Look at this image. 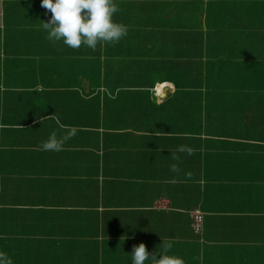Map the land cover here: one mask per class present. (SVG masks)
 Segmentation results:
<instances>
[{"label":"crops","instance_id":"obj_1","mask_svg":"<svg viewBox=\"0 0 264 264\" xmlns=\"http://www.w3.org/2000/svg\"><path fill=\"white\" fill-rule=\"evenodd\" d=\"M22 2L0 0V264H23L31 252L40 258L49 238L71 247L65 264H131L134 245L143 242L153 254L166 241L172 242L169 254L189 264L193 210L202 214L201 232L194 238L204 246L200 264L209 256L217 257L216 264H264V76L245 70L262 69L261 63L247 65L233 56V70L226 75L237 83L232 91L205 88L207 99L203 107H193L192 115L180 98L184 113L176 109L178 123L166 129L159 109L180 89L175 83L156 82L149 95L145 87L110 89L89 80L103 79L105 72L129 80L143 68L137 45L143 51L147 42L154 46L160 28L171 47L191 28L201 30L200 36L185 33L186 39L202 42L201 53L207 41L220 44L222 35L234 32L220 31L223 17L213 14L219 2L198 3L197 13L212 12V25L205 15L190 26L188 10L175 7L195 0H114L113 19L135 24L141 42L98 44L87 56L46 38L42 25L51 12L41 0L27 5L29 10ZM5 10L8 19L2 20ZM164 11L171 16L165 18ZM232 21L228 28H242ZM105 45L127 56L107 64ZM248 54L254 62L253 51ZM121 89L131 97L119 95ZM117 98L140 105L132 113H114ZM242 102L248 104L240 107ZM231 109L237 111L230 114ZM51 133L68 137L60 151L41 148ZM49 259L56 264L62 256Z\"/></svg>","mask_w":264,"mask_h":264},{"label":"rangeland","instance_id":"obj_2","mask_svg":"<svg viewBox=\"0 0 264 264\" xmlns=\"http://www.w3.org/2000/svg\"><path fill=\"white\" fill-rule=\"evenodd\" d=\"M33 0H23L22 4H20L21 7H25L27 5H33ZM203 0H190V2H193V4H196V7L194 8L192 5H189L187 7L182 6H176L175 11L179 10H188L187 14H184L188 16L191 19H188L190 22L188 25H196L197 22H200V16L205 17L206 15V22L208 23L207 26L212 25L208 18L210 15H212V12L210 13L209 10H207L206 14L205 12L203 14L197 13V9H201V5L198 4ZM219 3L217 7H213V14L217 18H222L220 24V31L227 32L235 31L237 29L228 28L227 24L230 20H233L231 24L234 25H242V28L238 29L239 36H236L234 33L231 35H222V42L218 45L210 44L208 41L204 43V53H201V44L202 42H198L196 44H188L189 41L187 40L186 36L188 35L191 38H199L201 30L198 29H188L184 30V34L178 39L179 45L176 46H169L167 42H165V29H159L157 33L154 35V42L156 43L154 46L149 45V42H147L144 45V48L148 51H143L141 48V45H137L141 42L139 38H141L139 30L136 29V25H131L129 22H126L122 19V23L127 26V35L122 37L118 42L115 44H130L135 43L137 49L139 52L142 53L141 55H137L140 59H143V68L140 69L135 75H133L129 80L127 81H121L119 79H116L112 77V75H108L109 72H105V78L101 77H95L94 80H90L91 84L94 82L95 87L99 85H103L105 87H110V89L117 87H145L148 94H153V88L150 90V87H154L156 82L160 81H166L167 83H175L178 88L172 92V94L169 95L170 102L167 101L162 109H159V112H162V119L161 123L165 124L164 128H170L174 126V124L178 123L179 118H177L176 115V109L178 110V115L181 116L180 112V98H182V101L184 102V105L188 107V109H191V113H193V107L202 106L203 103L206 101V96L203 93V90L206 88L207 90H215V91H232L233 85L237 84L235 81L230 80V78H227L226 75L230 72H232L234 65L232 64L233 56H237L240 49H238L237 44L235 46H232L233 42H247L246 45L249 47V51H253L254 58L256 59L254 62L249 61V56H243L242 54L240 56V61L247 63L244 64H253L256 65L257 62L261 63L262 69L256 70L249 66V69L246 68L245 70L250 72H255L257 75H263L264 76V0H249L247 6L245 5L247 3L246 0H227L226 7H223V3L221 4L222 0H217ZM246 2V3H245ZM26 10H29L26 8ZM170 11H173V7H170ZM22 10L18 11L17 13L21 14ZM16 13V12H15ZM25 13H28L27 11ZM161 13V12H158ZM158 13H155L158 14ZM165 15V18L171 16L170 13H168V16H166V12H163ZM190 13V14H189ZM224 13V14H223ZM173 14V13H172ZM4 15V16H3ZM2 15V20L8 19V13L7 10H5L4 14ZM22 15V14H21ZM39 14L36 13V18ZM174 15V14H173ZM29 17V15H26ZM134 17V16H133ZM193 17H195L193 19ZM241 17V21H237L235 19ZM132 18V17H130ZM162 17H160L161 19ZM244 19V20H243ZM234 20L236 22H234ZM194 21H197L194 23ZM120 22V23H121ZM256 22L255 26L253 28H249L246 26L250 25L251 23ZM243 26L245 28H243ZM181 31V30H178ZM206 32H209L210 30L206 29ZM6 32V31H5ZM144 33V31H143ZM150 35L152 36L153 31L150 30ZM145 34V33H144ZM146 35V34H145ZM235 35V36H234ZM147 36V35H146ZM148 37V36H147ZM103 45V44H102ZM214 45V46H213ZM110 45H105L104 48V58L106 63L108 64L109 60L113 57H118L120 59H117L115 64H118L119 61L123 57H126L127 54L111 51L109 49ZM102 47H100L101 49ZM217 48V51L215 50ZM221 49V52L219 49ZM71 49V48H70ZM99 49V50H100ZM159 51H156V50ZM72 53H76L78 56L83 55L87 56L91 50H89L88 47H80L77 49V51L70 50ZM160 53L162 57H155L157 56L155 53ZM72 53H68V55L71 54V57L73 56ZM218 53V55H216ZM204 54L205 57H202ZM226 55H230V58H227ZM76 57V56H75ZM223 58V59H222ZM231 61V62H229ZM81 64V63H80ZM226 64V66H225ZM96 62L93 63V67L95 70L98 69L99 66H96ZM228 69L227 71H223V69ZM80 70V68H79ZM230 71V72H229ZM79 77V76H78ZM80 79L83 78L81 77ZM78 80L72 79V85L75 84L82 88V82ZM213 86H217L218 88H214ZM202 90V93L199 92ZM121 92H119V95L121 96H128L126 89H121ZM198 93V96L195 93ZM195 100L193 99V96ZM202 95V96H201ZM24 97V96H23ZM168 97V99H169ZM99 103V99L95 98L93 106H97ZM248 104L247 102H242L240 107H243L244 105ZM140 105L139 101L133 102L129 98L122 99L117 98L114 102V108L112 111L114 113L117 112H124L128 111L130 113L134 112L135 109L138 108ZM142 109V108H141ZM140 109V110H141ZM156 110V108H152L151 111ZM237 111L236 109H231L230 114L232 112ZM140 112H147V110H141ZM170 120V122L167 123V120ZM166 122H165V121ZM197 205V204H196ZM201 209L202 206H201ZM2 218V217H1ZM192 230V228H191ZM190 230V235H191ZM197 235H191V247H188L186 250L190 254L191 258L189 260V264H200V260H198L197 256H200V254L203 252L201 248H203V244L198 246L197 241H194V238H196ZM198 238V237H197ZM45 248L43 251V254L40 255V258H36L35 254L31 252V254H26L23 256L22 260L24 261L23 264H42L43 260L45 264H51L52 259H49L50 257L60 254L62 256V261L56 263V264H65L66 256L71 250V247L68 244H62L59 243L52 238L47 239L45 241ZM218 247V246H217ZM216 247H213L211 250H214ZM218 255V253H217ZM217 257H207L206 264H209V259H214V261L210 264H216L218 261L216 260ZM116 263V262H115ZM114 263V264H115ZM92 264H99L98 261H94ZM221 264V263H220Z\"/></svg>","mask_w":264,"mask_h":264},{"label":"clouds","instance_id":"obj_3","mask_svg":"<svg viewBox=\"0 0 264 264\" xmlns=\"http://www.w3.org/2000/svg\"><path fill=\"white\" fill-rule=\"evenodd\" d=\"M41 5L51 12L50 20L42 25L46 38L53 42L62 41L70 48L77 49L83 44L96 50L98 44H115L127 35V26L113 19L118 10L114 0H41ZM67 138L58 139L55 133H51L41 143V148L60 151ZM172 167L175 169L174 165ZM171 248L172 242L166 241L162 251L149 254L141 242L133 246L131 264H145L146 261L150 264H185L180 256L169 254Z\"/></svg>","mask_w":264,"mask_h":264},{"label":"trees","instance_id":"obj_4","mask_svg":"<svg viewBox=\"0 0 264 264\" xmlns=\"http://www.w3.org/2000/svg\"><path fill=\"white\" fill-rule=\"evenodd\" d=\"M237 19L240 21V20H241V17H239V18H237ZM243 20H244V19H243ZM0 21H1V14H0ZM255 24H256V22H253V23H251L250 25L246 26V28H247V27H249V28H253V27L255 26ZM228 26H229V25H228ZM244 28H245V27H244ZM235 35L240 37L238 30L235 31ZM235 35H234V36H235ZM233 43H234V44H233L232 46H235V44H237L238 46H241V47H238V49H240V51L238 52V55H237V56H239V54H242L243 56L251 55V54H248V53H249V47L247 46V45H248L247 42L241 41V42H237V43H236V42H233ZM246 43H247V45H246ZM78 68H80V67L78 66ZM207 109L209 110V108H207ZM184 110H185V111H188V112L192 115V113H191V109L189 110L187 106H184ZM193 111H194V109H193ZM180 112H181L182 114L184 113L182 107L180 108ZM193 234H194V233H193ZM199 234H200V233H199ZM195 235H198V234H195Z\"/></svg>","mask_w":264,"mask_h":264},{"label":"built area","instance_id":"obj_5","mask_svg":"<svg viewBox=\"0 0 264 264\" xmlns=\"http://www.w3.org/2000/svg\"><path fill=\"white\" fill-rule=\"evenodd\" d=\"M190 217L192 232L194 234H199L202 226V214L198 210H193L190 213Z\"/></svg>","mask_w":264,"mask_h":264}]
</instances>
